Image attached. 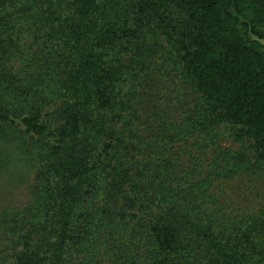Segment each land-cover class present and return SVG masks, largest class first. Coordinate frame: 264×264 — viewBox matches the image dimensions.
Segmentation results:
<instances>
[{"label":"trees","instance_id":"1","mask_svg":"<svg viewBox=\"0 0 264 264\" xmlns=\"http://www.w3.org/2000/svg\"><path fill=\"white\" fill-rule=\"evenodd\" d=\"M4 147L0 264H264V0H0Z\"/></svg>","mask_w":264,"mask_h":264},{"label":"rangeland","instance_id":"2","mask_svg":"<svg viewBox=\"0 0 264 264\" xmlns=\"http://www.w3.org/2000/svg\"><path fill=\"white\" fill-rule=\"evenodd\" d=\"M220 146L228 149H240V145L228 139L227 137L218 138L216 145L209 148L208 152H212L214 147ZM4 152L0 154V212L5 210H17L25 207L31 201L30 186L33 182V174L35 169L28 163H24L22 158L11 147H4ZM235 178L233 185L238 184ZM243 180V178H241ZM234 199L231 192L222 198L224 200ZM235 207L241 206L238 201L234 203Z\"/></svg>","mask_w":264,"mask_h":264}]
</instances>
